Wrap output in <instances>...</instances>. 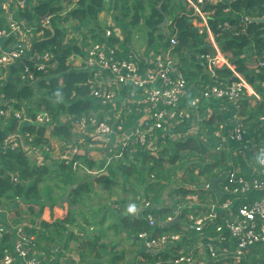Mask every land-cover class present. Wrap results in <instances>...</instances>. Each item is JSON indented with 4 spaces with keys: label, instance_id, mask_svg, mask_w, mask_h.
Segmentation results:
<instances>
[{
    "label": "trees",
    "instance_id": "trees-1",
    "mask_svg": "<svg viewBox=\"0 0 264 264\" xmlns=\"http://www.w3.org/2000/svg\"><path fill=\"white\" fill-rule=\"evenodd\" d=\"M263 3L264 0H236L232 3L227 0L206 6L207 9H215L208 23L216 34L215 40L222 55L234 66L237 73L244 76L260 97L251 107L248 105L247 98L242 99L238 104L239 114L245 116L242 123L247 127H253L258 122L259 116L264 115V66H260V63L264 61V37L262 36L264 24L252 22L242 24L241 19L244 16L261 17L264 14ZM14 4L15 0H12L8 12L13 21L23 23L24 29L30 30L32 44L29 52L34 54L47 52L52 60L47 67L40 70L27 57H23L17 64L0 68V76L4 77L0 87L4 105L9 106L14 112L21 113L24 110L32 120L37 111L46 112L51 117V126L48 128L47 125H37L31 120V123L29 120L21 121L23 117L17 119L13 114L0 122V218L1 214L5 216L8 213L7 210L14 202L24 204L26 207L24 212L29 216L26 222L17 217L12 220H2L7 232L0 243V264L3 250L11 247L15 238V229L20 225L28 235L35 237L37 250L46 257L45 263L57 264L50 260L51 252L61 246L64 230L67 229L66 225L71 224L73 218L71 215L64 218L55 216L61 210L55 199L71 204L72 207L76 197L78 203L81 193L88 190L87 183L78 182L76 188L72 186L76 181L75 170L81 166L82 162L89 170L98 171L94 182L110 183L116 174H120L127 181L128 187L123 186V189L125 193H131L134 196L131 206L128 207L130 211L123 208L124 201H119L118 208L111 214L119 219L118 225L126 235V239L135 241L138 234L143 231L152 235L163 234L170 229L180 232L177 224L169 227L162 226L164 215L161 209L149 211L158 224L156 227H150L143 215L132 217L135 207L138 206V200L135 198L137 188L145 185L146 193H153L150 199L155 205L160 201L166 182L170 184L178 178L182 184L187 183L198 187L201 179L212 182L221 175L224 176L230 170L228 161L235 162L237 167L236 160L225 148L216 149L218 142L222 141L213 135L221 123L219 115L212 114L206 121L205 135L202 138H194L189 134L184 139L167 138L164 141V147L155 155L150 152L140 156L132 153V158H129L128 148H126L123 152L124 162L120 160L122 157L113 158L109 163H106L105 159L95 162L88 158V154L75 152L70 158L66 156L60 159L55 158L56 167L52 170L46 164L32 163L28 150H24L22 145L11 150H5L2 147L10 136L20 131L30 148L38 149L45 158H48L50 152L45 151L44 147L50 145V138L57 139L59 149L62 151L68 150L74 144L75 137L71 132V122L68 117L95 115L102 120L104 114L111 109V103L98 101L90 95L85 85L87 79L91 77L90 72L76 69L68 61L71 56H83L84 45H87L84 33L79 41L68 38L72 27L74 29L90 28L93 41H104L109 46H118L117 56L122 58L132 54L127 41L134 29L143 33L145 37V56L167 47L169 35L176 33L178 43L174 52L178 66L187 80V91L182 98L181 106H186L195 96H198L207 82L208 84L216 83L217 78L232 79V71L227 68L216 69L214 76L209 77L210 72L199 56L209 52L211 47L204 35L198 34L196 27L192 24L188 16L190 9L186 0H26L23 8ZM224 8H228V11L225 12ZM103 12L112 14L115 26L123 33L124 41L121 42L114 34L107 38L100 36L103 29L100 28L98 20ZM223 21H228L232 28L220 32L217 25ZM43 22L46 24L43 25ZM68 22H77V25H68ZM0 27H6V19L2 15ZM13 44L14 39L11 37L5 41L7 47ZM251 58L254 66L250 67L247 62ZM137 60L142 70L145 62L142 58ZM25 66H28L34 75L35 81L31 84L21 78ZM139 117V114L133 113L129 117V126ZM190 126V121H183L176 126L175 132L182 135ZM258 130L261 132L262 139L263 131ZM17 139L19 140L18 137ZM245 152L247 155L252 154L249 150ZM64 155H66L65 152ZM188 160L196 161L189 167H183ZM177 162L181 164L176 165ZM74 163L77 165L76 169L73 168ZM166 163L172 165V168ZM202 163L204 165H201ZM181 169L182 175L177 176L176 172ZM242 169L247 172L244 176L250 178L252 170ZM52 173L62 176L61 181L70 185L68 198L65 193L61 197L53 196L51 187L44 183ZM89 177L91 176L87 174L77 180L82 178L88 180ZM149 177L152 180L147 182L146 179ZM175 191L185 196L193 190L179 186ZM176 203L174 202L173 206ZM70 211L72 208L69 209V214H72ZM189 233L192 234L191 238L188 239L183 235L182 242L174 244L173 248L162 249L158 253L144 250L141 256L149 262L160 259L163 264H172L168 261L177 254L181 245L184 246L185 243L189 246L198 239L199 236L195 231H189ZM98 240L99 238L93 241L87 239L88 242H85L87 253H85L86 250L79 253L83 264H103V259L108 255H110L108 264H119L123 258V252L119 253L111 244L98 242ZM66 243L65 239L64 244ZM254 253H257L258 257H255ZM250 260L264 263V246H254ZM128 264L131 263L128 262ZM133 264H139V261Z\"/></svg>",
    "mask_w": 264,
    "mask_h": 264
},
{
    "label": "built area",
    "instance_id": "built-area-1",
    "mask_svg": "<svg viewBox=\"0 0 264 264\" xmlns=\"http://www.w3.org/2000/svg\"><path fill=\"white\" fill-rule=\"evenodd\" d=\"M12 0H0V20L1 15L6 19V27H0V68L14 65L23 57H27L33 62L37 69H44L51 62V55L47 52L34 54L29 52L32 36L29 29H24L23 23L13 21L9 15L8 8ZM227 0H186L189 5L192 24L200 35H204L211 50L199 56L204 60L206 69L212 76L215 70L227 68L232 71L233 77L228 82H217L207 84L198 96H195L189 104L181 106L183 96L187 91V80L178 66L174 48L178 43L176 33H171L168 38L167 47L152 54L150 59L143 54L145 67L141 70L135 55L130 54L126 58L117 56L118 46L107 45L104 41H92L87 48H84L82 63L84 70L90 72L91 77L87 79L85 85L90 91V95L98 101L105 103H115L116 87L131 88L129 99L122 104L118 110L112 111V115H107L99 120L95 115L91 116H70L71 132L77 136H83L77 140L88 139V147H92L95 142L99 143L100 149L106 151L104 159L119 158L124 149L139 148L144 153L150 152L152 155L158 153L154 141L158 137L168 135L172 129L183 121H191L193 113H196L203 99L215 97L221 100L238 103L252 90L241 74L234 70V66L225 59L215 40L216 34L209 26V19L214 14L215 9H207V5L223 3ZM229 1V0H228ZM26 0H15L14 6L23 8ZM227 12L228 8H224ZM242 24L250 22L247 16L242 17ZM46 22H43L45 25ZM42 25V26H43ZM232 28L228 21L218 23L217 29L220 32L228 31ZM114 34L119 38L117 27L113 23L107 25L101 31L100 36L107 38ZM14 39V44L7 48L2 46V41L9 38ZM24 45V46H23ZM264 66V61L260 63ZM28 66H25L21 78L28 84L35 81L34 75ZM0 76V87L3 81ZM258 98V94L251 91ZM110 110V109H109ZM140 117L129 126V117L133 114ZM13 114L17 119H21L23 114L14 112L9 106L4 105L3 94L0 88V122ZM24 117L22 119H25ZM210 115L204 116V121L209 120ZM28 119V118H27ZM30 121V120H29ZM31 122L37 125L51 124V117L43 111H37ZM32 123V124H33ZM258 126L263 131L262 139L258 144L247 139V129L237 122L228 139L236 143L237 147H248L255 156V162L248 164L254 176L245 177L237 169L227 171L224 180L219 186L223 199L208 205V213L204 216L189 214L188 221L184 226L186 231H195L198 239L188 247L181 245L169 263L172 264H264L263 262L251 261L252 249L256 245L264 246V115L259 116ZM224 124H219L213 132L216 139L222 138ZM18 135L10 136L2 149H14L21 143ZM24 137V136H23ZM99 140V141H93ZM112 143L116 147L110 145ZM224 141L218 142L217 150L223 147ZM82 142V141H80ZM131 142H134V147ZM111 143V144H112ZM81 145L80 143L77 146ZM246 145V146H245ZM53 145L45 146L44 150L51 152ZM59 148V144H57ZM88 147L84 150L88 152ZM73 148V155L77 152L76 146ZM83 151V152H84ZM85 153V154H86ZM111 154V156H108ZM77 165L74 163L73 168ZM208 188V184L205 185ZM189 206V205H188ZM143 217L150 227L158 226L153 215L149 212L148 203H144ZM178 216L175 212L165 221H171ZM7 228L0 223V243ZM184 234L181 232L163 233L158 235L149 234L143 231L138 234L145 251L162 250L173 248L174 244L181 242ZM258 257L257 253H254ZM46 257L37 250L35 237L28 235L23 226L15 229V238L10 248H5L1 257V264H46ZM139 264H163L159 259L149 262L143 257L139 259Z\"/></svg>",
    "mask_w": 264,
    "mask_h": 264
},
{
    "label": "rangeland",
    "instance_id": "rangeland-1",
    "mask_svg": "<svg viewBox=\"0 0 264 264\" xmlns=\"http://www.w3.org/2000/svg\"><path fill=\"white\" fill-rule=\"evenodd\" d=\"M188 8V6H187ZM105 14V13H104ZM103 14V15H104ZM106 16V18H105ZM101 24H100V28H104L107 23H114L113 18H112V14L110 12H107V14L104 15V17L101 18ZM118 32H119V38L122 41H124V36L123 33L121 32V30L117 27ZM83 30V31H82ZM90 28L86 29H74V27H72L69 31V35L68 38L69 39H76L77 41H79V39L81 38V32L84 33L85 37L87 38L86 43L87 45H84V48H87L88 45L90 44V42L93 41L92 37H91V33H90ZM128 42V47L129 51L131 53H133V55L135 54L136 57L138 58H143V54L145 53V49H146V40L145 37L143 35V33L138 32L137 30H132L131 35H130V39ZM130 45V46H129ZM152 57V54L149 55L148 57L144 58L145 59H150ZM32 108L34 109V106H32ZM22 113L24 114V110H22ZM25 119H22L21 121H24ZM22 122H20L21 124ZM51 126V124L48 126V128ZM46 134H48V132L46 131ZM189 135H191L194 138L198 137V133L197 130H193L190 131L188 133ZM187 135L184 136H180V139H184ZM22 139V138H21ZM50 140H57L55 137L50 138ZM85 141L80 142L81 145L76 146L77 152H83L86 148L88 143L91 140L88 139H84ZM93 141H99V140H93ZM51 144V143H50ZM52 145V144H51ZM53 149L50 153H48V158H45L44 155L42 154L41 151H39L38 149L32 150L29 149V157L32 163H36L38 165H42V164H46L48 166L49 169L54 170L56 165L54 162L55 158H62L64 155V152L66 153L67 157H71V152H73V148H69L68 150H61L57 147V143L53 144ZM97 147V148H95ZM135 147V146H134ZM91 149L89 150H93V152H91L90 154L95 155L94 157H98L101 158L103 156L106 155V151L104 149H100L99 143L95 142L94 145L92 147H90ZM101 151H99V149ZM241 152H245L244 150H242ZM109 156V155H108ZM241 156V154H240ZM122 157V156H121ZM110 159H113V157H111ZM120 160H123V162L125 161V158L122 157L120 158ZM196 160H188L186 161L185 165L183 167H189L193 164V162H195ZM97 162H100L99 159L97 160ZM81 164V163H80ZM181 162H177L176 165H180ZM166 165H168L169 167L172 168V165H170L169 163H166ZM201 165H204L203 163ZM76 174H75V183L72 184V186L74 188L77 187V183H87V187L88 190L87 191H83L81 193V195L78 197V203H77V197H76V202L75 204H67L65 202L60 201L59 199H55L56 203H59L57 206L59 208H61V210L58 211L57 215H55L57 218H64L65 216L67 217V215H71L73 218V222L71 224H67L66 225V230H64L63 233V241L61 243V246L57 247L56 249L52 250L51 252V259H54V257L58 256V262L57 264H77V258L78 260H82V258L79 256V253L82 251H85L87 248L85 247V242H88V240H95L97 237L102 239V240H106L105 243H109L111 244V246H114V250L120 252H123V258L121 259L120 263L121 264H127L128 262H130L131 264H133L134 262H131V253H130V249H131V244L129 243V241H127L124 237V233L122 232L121 227L118 225V220L116 222L113 223L114 219L112 218L113 216L112 214V210L117 209V207H115V201H121V200H127V201H131V194L126 195L125 191L123 189V186H125L126 188L128 187L127 181L124 180V178L120 175V174H116L113 177V181H110V183H97L94 182V177L96 175V173H98L97 170L92 169L91 171H89V169L84 165V163L82 162L81 166H78L77 169L75 170ZM84 172H90V176L87 180V178H82V179H78L79 177H82ZM183 170H178L176 172L177 176L182 175ZM87 174V173H85ZM62 176L60 177L59 175L52 173L49 174V177H47L44 181L45 184H47L49 187H51L52 189V193L53 196L55 197H61L63 196V194L65 193V196H67V198L69 197L68 193L70 192L69 190V186L67 184H64L62 181ZM130 183H132V181H130ZM171 185V186H169ZM179 185V180L178 178L175 181H172V183L168 184L167 182L164 183V188L161 192V196L166 195V198H168V189L171 187H175ZM157 189V187H156ZM158 190V189H157ZM71 198H69L70 200ZM129 201V202H130ZM128 204V203H127ZM126 204V205H127ZM126 205H123V208H126ZM115 207V208H114ZM25 205L21 204V202H14L10 208L7 210V220H12L14 218H22L24 219L23 222H26L27 218L29 217L28 214H26L24 212L25 209ZM72 208V211H70L72 214H69V209ZM52 221V219L50 220ZM102 221V222H101ZM95 225H92L93 223ZM109 222L111 227L108 226V230H109V234L106 233V237L104 238L105 232L103 231L104 228H106V223ZM78 224H80L84 230L82 228H80L78 226ZM114 230V232H113ZM116 231V232H115ZM67 233H69L67 235ZM113 233V235H112ZM67 235V237H65ZM65 239L67 240L66 245L65 243ZM135 248V247H134ZM88 250V249H87ZM87 250L85 253H87ZM129 251V252H127ZM89 260V259H88ZM104 263L107 264L109 257H106L103 259ZM54 261V260H53ZM52 264V263H51Z\"/></svg>",
    "mask_w": 264,
    "mask_h": 264
},
{
    "label": "crops",
    "instance_id": "crops-1",
    "mask_svg": "<svg viewBox=\"0 0 264 264\" xmlns=\"http://www.w3.org/2000/svg\"><path fill=\"white\" fill-rule=\"evenodd\" d=\"M104 13L107 14V12H103V13H101L99 15V20H98L99 24H101L100 21H101V18L104 17V15H105ZM105 18H106V16H105ZM67 24L68 25L69 24H71V25L76 24L77 25V22H68ZM80 29H83V28H80ZM82 34H83V32H81V37H82ZM6 40L7 39L2 41V46L4 48H7V46L5 45V41ZM252 58L247 62V65H249L250 67L254 66L253 65L254 61H252ZM68 61L74 68L83 69L84 70V66H83V63H82V57L81 56H79V55L71 56ZM259 62L260 61H258V63ZM241 76L244 77L242 74H241ZM209 77L210 78L213 77L211 75V73H209ZM217 79H218L217 81H220V82H228L229 81L228 79H226V80H223V79H220V78H217ZM207 84H208V82H207ZM250 89H252L254 91V93L258 94L257 91L253 89V87L250 88ZM252 90H249V92L247 91L246 95L243 97V99L247 98V100L249 102V104H248L249 107L253 106L255 104V102L260 99L259 96H258V98H256V96L254 94H251ZM129 91H130V89H128V88L116 87V90H115L116 96H115V100H114L115 103L112 104L111 109L108 110L101 119H104L112 111L120 109L122 107V104L125 101H128L129 94H130ZM199 108L200 109H198L196 113H193L192 120L190 121L191 122V126L185 133H182V135L176 133L175 132V128L177 126L176 125L172 129V132L170 134L158 137V139L154 141V145L153 146H155L156 150L159 151L160 149H162L164 147V144H165L164 141L167 138L176 139V138H178L180 136L187 135L190 131H193V130H197L198 138H202L205 135L204 124L206 123V121H204V119H203L204 116L206 114H209L210 116L212 114L219 115L220 116V122H221L220 124H224V128H226V129H223V131H222V135L223 136H222L221 140H227V141H224L223 147L221 149L225 148L227 150V152L230 153V155H232V157L236 160V164L238 166L236 167L235 162H230V161H228L227 164H228V166H230V169H237V170L240 171V173L245 175L247 172L243 171L242 168H248L249 170H251V168L248 167V164L249 163L250 164L254 163L255 156H254V154L247 155L246 152H241L242 150H244V151L245 150L252 151L250 148L244 147V146L239 148V147H237L236 143H232L228 139V134H229V132H231L233 127L236 125V123L237 122H241L242 123V121L245 119V116H241L239 114L240 107L238 105H236L235 103H233V102H230V101H227V100L217 99V98L211 96V97H208L206 99H203L201 101L200 105H199ZM27 116H28V114L25 112L24 113V117H27ZM25 120H27V119L25 118ZM62 120H64V119H62ZM257 123L258 122H256L253 127H247L246 124L244 125L242 123L247 129V139L246 140L253 141V143H255V144H258V142L261 140V132L258 130V129H261V128L258 126ZM16 134L18 135L19 138L21 136L22 139L20 141L22 143V146H23L24 150H28V153H29V149H32V148H30V145L24 139V137H23V135L21 134L20 131H17ZM82 137L83 136H77V139L78 138H82ZM77 139L73 140V142H74L73 145H75V146H77V144H79L80 141H82V142L85 141V140H77ZM50 142H51L52 145L54 143L58 144L57 140H50ZM111 143H112V140H110V145L111 146L114 145L116 147V149H117V145L114 144V142L112 144ZM131 144L133 145L135 143L131 142ZM87 147H88V145H87ZM135 147H138V146L135 145ZM95 148H97V147H95ZM89 149H91V148L88 147V152L87 153H86L87 150L84 151V152L78 151V153H81V154H85L86 153V155L88 154V158L93 160V161H95V162H97L98 159H99V161H101V160H103L106 157V155L101 157V158H98L97 156L94 157L95 155L90 154L91 152H93L94 148H93V150H89ZM99 151H101V150L99 149ZM127 153L129 155V158H132V153L136 154L137 156H140L141 154H145L139 148H133V149L127 150ZM240 154H241V156H240ZM64 156H66V155H63V157ZM109 156H111V154H109ZM122 157H123V154H122ZM67 158H69V157H67ZM105 160H106V163H109L111 161V159H105ZM89 171H91V170H89ZM82 173H83L82 174L83 177L85 175H87V174L90 175V172L88 173V172L82 171ZM85 173H87V174H85ZM226 173H225V175H226ZM104 174L108 175L106 172H104ZM225 175L224 176L221 175V177H218V178L221 179V181L219 183H217V185H216V189L217 190L211 189L210 188L211 181H209V182L204 181L205 179H201V184L198 187H194V186H192L190 184H187V183L186 184H184V183L182 184V183L179 182L178 186L171 187V188L168 189V198H166L167 194L163 195V196H160V201L157 204H155V205L151 202V199H150L153 196V193H151V192L146 193L145 185L141 186V187L137 188V195H136L135 198L138 200V202H137L138 206L135 207V211L132 213V217H134V216L135 217H139V216L143 215V211H144L143 207H144V203L145 202L148 203V207L150 208V210L151 209L152 210L153 209L154 210L155 209H161V213H162V215H164V219L162 221V224L164 222H168V221H165L166 218L172 216L175 212H178V216L176 217V218H178V221L176 223H174V224L179 225L180 232L182 234H184L189 239V238H191L192 234L189 233V231L184 230V226H185V224L188 221V215L189 214H197L199 216H204V215H206L208 213V208L207 207H208V205L210 203H216V202H219L220 200L223 199L222 194H221L220 189H219V186L222 183V181L224 180ZM250 175H251V177L254 176V174H252V171H251ZM146 180H147V182H150V180H152V178L149 177V179H146ZM206 184H208V188H205ZM169 186H171V185H169ZM179 186H183L184 188H186L188 190H193V191L188 193L185 196H183L182 193H180L181 194L180 195L179 192L175 191L177 189V187H179ZM125 194L128 195V194H131V193H125ZM131 196H132L131 197V200H132L134 196L132 194H131ZM121 201L125 202L124 205H126L128 203L126 205L127 209H128V207L131 206V201L130 200H129L130 202L125 200V199L121 200ZM117 202H119V201H115V205H116L115 207L118 208ZM174 202H177L175 204V206H173ZM128 210L130 211V209H128ZM111 212H113V210ZM112 218L114 219L113 223L116 222L117 220H118V222H116V223H119V219L116 216H113ZM6 219H7V214L5 216H4V214H1L0 223L3 224L4 221H2V220H6ZM173 220H171V221H173ZM92 225H95V224L93 223ZM78 226L84 230V228L80 224H78ZM108 226L111 227L109 222L106 223V228L103 229V231L105 232L104 238L106 237V233L109 234ZM170 226H172V225H170ZM166 227H169V226H166ZM172 231L173 230L170 229L168 232H165V233H171ZM113 232H114V230H113ZM186 232H188L189 234L186 233ZM112 235H113V233H112ZM124 237L126 239V235L125 234H124ZM137 239L135 241L130 240V239H126L131 244V249H130V253H131L130 261L131 262H136V261L138 262L139 259L142 258L141 252L144 251L141 241L137 240ZM180 241L182 242V239ZM98 242H104L105 243L106 240H102V239L99 238ZM191 245H189V246H191ZM184 246L188 247V246H186L185 243H184ZM127 252H129V251H127ZM51 257H50V259H51ZM106 257L110 258V255H108ZM58 259L59 258L57 256V257H54V259H52V260H54V262L57 263ZM82 261L83 260H78V258H77V264H83ZM209 263H211V262H209ZM48 264H51V263H48ZM103 264H105V263H103ZM119 264H121V263L119 262Z\"/></svg>",
    "mask_w": 264,
    "mask_h": 264
},
{
    "label": "water",
    "instance_id": "water-1",
    "mask_svg": "<svg viewBox=\"0 0 264 264\" xmlns=\"http://www.w3.org/2000/svg\"><path fill=\"white\" fill-rule=\"evenodd\" d=\"M236 0H229L230 3L232 2H235ZM263 8H264V3H263ZM250 22L252 23H261V24H264V14L261 16V17H257V18H250ZM264 37V34L262 35ZM24 46V45H23ZM221 181L220 178H217L215 180H213L210 184V188L213 189V190H217L216 189V185L217 183H219ZM178 221V218H175L173 221H168V222H164L162 224L163 227H166V226H170V225H173L174 223H176ZM152 252L154 253H158L159 250H153Z\"/></svg>",
    "mask_w": 264,
    "mask_h": 264
},
{
    "label": "clouds",
    "instance_id": "clouds-1",
    "mask_svg": "<svg viewBox=\"0 0 264 264\" xmlns=\"http://www.w3.org/2000/svg\"><path fill=\"white\" fill-rule=\"evenodd\" d=\"M21 113H22V112H21ZM22 114H23V113H22ZM23 118H24V114H23ZM27 118H28V119H27ZM27 118H26L27 120H31V119H29V117H28V116H27ZM29 123H31V122L29 121ZM152 251H153V250H152Z\"/></svg>",
    "mask_w": 264,
    "mask_h": 264
}]
</instances>
